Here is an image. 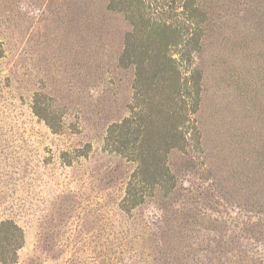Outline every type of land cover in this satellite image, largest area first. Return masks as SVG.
I'll list each match as a JSON object with an SVG mask.
<instances>
[{
  "label": "rangeland",
  "instance_id": "1",
  "mask_svg": "<svg viewBox=\"0 0 264 264\" xmlns=\"http://www.w3.org/2000/svg\"><path fill=\"white\" fill-rule=\"evenodd\" d=\"M119 1L0 0V222L24 233L12 264H264V0ZM170 56L198 81L178 90L176 138L170 82L156 93L131 63ZM156 102L139 179L131 142L118 153L106 135ZM130 188L140 203L124 204Z\"/></svg>",
  "mask_w": 264,
  "mask_h": 264
},
{
  "label": "trees",
  "instance_id": "2",
  "mask_svg": "<svg viewBox=\"0 0 264 264\" xmlns=\"http://www.w3.org/2000/svg\"><path fill=\"white\" fill-rule=\"evenodd\" d=\"M116 2V3H115ZM119 0H110V6L112 8H116L119 4ZM137 29L134 24L133 34L135 36ZM151 31L154 33H160V36L163 34H166L167 32L171 31L170 27H159V29L151 28ZM129 34V36H130ZM127 52V49L125 50V54ZM125 54L122 55L121 60L125 58ZM180 55H183L180 54ZM135 66L136 70V76L137 81L142 82L143 81V75L149 76L151 80L152 88H154L156 93H159L160 90L164 89L166 82H170V89L172 90V96L173 100H177V104L173 106H179L178 109H175L177 113H172L171 116H169L168 124L169 122H172L174 125H172V136L171 138H176V136L180 135V129L179 126L176 124V118L177 115L181 118L182 110H185L187 106H185V99L183 95H178V90L181 91L186 87V89H195L198 86V81H196L195 77L193 76V73L196 71H190V77L185 78L180 76V66H190L188 63L181 61L179 62V58H174L170 56L166 62L157 61L152 64L151 69L144 72V69L142 67V63L138 60H134L131 62ZM180 65V66H179ZM147 65H145L146 67ZM142 76V78H141ZM162 94V93H160ZM181 104L183 108L181 107ZM197 103H195L196 105ZM192 106H194L193 103H191ZM190 105V106H191ZM182 109V110H181ZM189 110V109H188ZM149 112H146L144 116L136 117L133 116L130 119H125L122 122L113 123L110 128L108 129L107 135H106V142L108 146L113 147L114 151L120 153V151L125 148L126 143H130L133 146V157L134 160L137 162L138 167L137 171L134 174V176L138 177L139 179H143L147 176L145 174H149V169L146 167L147 165V158L150 157L151 159V153L147 149V142L150 141V139L155 138L158 135H162L159 132V129L157 127L158 122L161 120V124L164 121L165 118V110L159 107V104L156 102V104L152 105L151 109H148ZM36 114L37 110L34 111ZM140 120V121H138ZM142 121V122H141ZM134 125H136L135 128ZM177 140V139H174ZM177 141H172L169 144V147H175L177 146ZM116 148V149H115ZM160 176V175H158ZM142 177V178H141ZM149 177V175H148ZM162 177L167 178V173H164ZM132 189H128L126 192V198L124 200L125 202H129L131 199L134 200L135 204L137 202H141L143 199V195L141 196L131 193ZM24 243V233L21 227H19L16 223H14L11 220H5L0 222V262L3 264H12L16 262V259L18 257V250L23 246Z\"/></svg>",
  "mask_w": 264,
  "mask_h": 264
}]
</instances>
